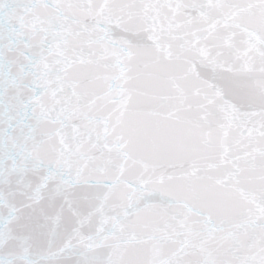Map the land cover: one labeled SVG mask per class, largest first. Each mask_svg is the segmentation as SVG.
Instances as JSON below:
<instances>
[{
  "label": "water",
  "instance_id": "water-1",
  "mask_svg": "<svg viewBox=\"0 0 264 264\" xmlns=\"http://www.w3.org/2000/svg\"><path fill=\"white\" fill-rule=\"evenodd\" d=\"M137 3L121 13L105 0H0L5 264H264V118L225 107L214 80L232 69L264 83V9ZM143 41L187 71L130 114L123 45ZM134 120L174 149L126 143ZM172 168L232 195L214 208L177 202Z\"/></svg>",
  "mask_w": 264,
  "mask_h": 264
},
{
  "label": "snow or ice",
  "instance_id": "snow-or-ice-1",
  "mask_svg": "<svg viewBox=\"0 0 264 264\" xmlns=\"http://www.w3.org/2000/svg\"><path fill=\"white\" fill-rule=\"evenodd\" d=\"M142 5L137 0H105L106 7L112 11L123 13L126 9L138 8ZM230 7H244L264 9V3L253 4L251 0H239V3ZM117 22L127 28L134 25L135 21L129 17L118 16ZM124 63L122 71L128 82V96L125 107L130 114L146 111L149 105L145 101L147 94L157 88L181 86L184 83L186 68L182 65L160 60L153 51L152 44L147 41L136 44L123 45ZM252 77L244 73L226 69L215 73V94L220 102L233 110H250L252 115L264 118V83L254 86ZM125 142L131 143L133 148L143 147L149 150L170 151L175 145L167 140H158L148 131L147 124L142 120L132 121L125 133ZM167 181L175 191L176 201L191 199L202 201L209 208H214L226 201L232 195L222 187L203 175H197L194 168L165 169ZM264 181V171L260 174ZM173 201L170 200L169 204ZM211 225V222L209 221ZM0 264H5L0 260ZM120 264H136L133 260L121 261Z\"/></svg>",
  "mask_w": 264,
  "mask_h": 264
}]
</instances>
